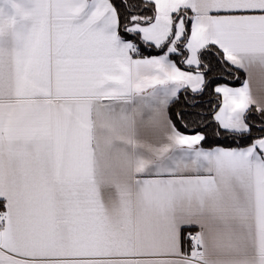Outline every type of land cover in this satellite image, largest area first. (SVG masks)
I'll use <instances>...</instances> for the list:
<instances>
[{"label":"snow or ice","instance_id":"snow-or-ice-1","mask_svg":"<svg viewBox=\"0 0 264 264\" xmlns=\"http://www.w3.org/2000/svg\"><path fill=\"white\" fill-rule=\"evenodd\" d=\"M0 264H264V0H0Z\"/></svg>","mask_w":264,"mask_h":264},{"label":"trees","instance_id":"trees-1","mask_svg":"<svg viewBox=\"0 0 264 264\" xmlns=\"http://www.w3.org/2000/svg\"><path fill=\"white\" fill-rule=\"evenodd\" d=\"M148 51L150 50H145V55L148 54ZM233 86H238L240 84L239 81L233 80L230 82ZM191 103L190 99H187L184 97L183 93H181L180 99L176 102V106L174 107L175 112H184V113H189L192 111L188 105ZM198 103L202 104V108L197 109L196 111L201 112L205 116H207L211 109L216 106V100L215 96H209L205 95L202 100H198ZM209 138L210 139H216L214 136H212L211 131L209 132ZM222 139V138H221ZM216 146V145H213ZM220 146H226V145H220Z\"/></svg>","mask_w":264,"mask_h":264},{"label":"crops","instance_id":"crops-1","mask_svg":"<svg viewBox=\"0 0 264 264\" xmlns=\"http://www.w3.org/2000/svg\"><path fill=\"white\" fill-rule=\"evenodd\" d=\"M239 86H240V84L238 86H236V87H239Z\"/></svg>","mask_w":264,"mask_h":264}]
</instances>
